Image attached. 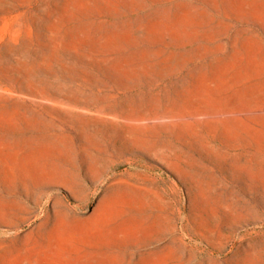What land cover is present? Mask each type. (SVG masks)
I'll return each mask as SVG.
<instances>
[{
    "label": "rangeland",
    "instance_id": "obj_1",
    "mask_svg": "<svg viewBox=\"0 0 264 264\" xmlns=\"http://www.w3.org/2000/svg\"><path fill=\"white\" fill-rule=\"evenodd\" d=\"M0 264H264V0H0Z\"/></svg>",
    "mask_w": 264,
    "mask_h": 264
}]
</instances>
